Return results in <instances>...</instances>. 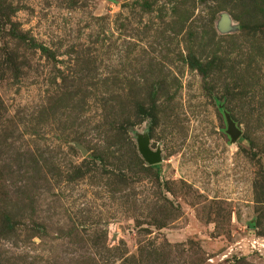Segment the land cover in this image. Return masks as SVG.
Here are the masks:
<instances>
[{
    "label": "rangeland",
    "instance_id": "1",
    "mask_svg": "<svg viewBox=\"0 0 264 264\" xmlns=\"http://www.w3.org/2000/svg\"><path fill=\"white\" fill-rule=\"evenodd\" d=\"M0 264H264V0H0Z\"/></svg>",
    "mask_w": 264,
    "mask_h": 264
},
{
    "label": "water",
    "instance_id": "2",
    "mask_svg": "<svg viewBox=\"0 0 264 264\" xmlns=\"http://www.w3.org/2000/svg\"><path fill=\"white\" fill-rule=\"evenodd\" d=\"M225 118L227 122V132L231 136V139L233 141L236 140V138L239 136L240 132L237 129V126L235 122L232 120L230 115L228 113H225ZM139 150L142 154V156L151 164L158 163L160 161L159 154L157 152L151 151V149L148 146V141L146 139H141Z\"/></svg>",
    "mask_w": 264,
    "mask_h": 264
}]
</instances>
